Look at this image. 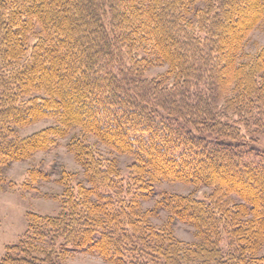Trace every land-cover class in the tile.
<instances>
[{
  "label": "trees",
  "instance_id": "16d2710c",
  "mask_svg": "<svg viewBox=\"0 0 264 264\" xmlns=\"http://www.w3.org/2000/svg\"><path fill=\"white\" fill-rule=\"evenodd\" d=\"M262 26L264 0H0V168L68 139L82 169L0 264H264V45L247 50Z\"/></svg>",
  "mask_w": 264,
  "mask_h": 264
},
{
  "label": "rangeland",
  "instance_id": "374dc122",
  "mask_svg": "<svg viewBox=\"0 0 264 264\" xmlns=\"http://www.w3.org/2000/svg\"><path fill=\"white\" fill-rule=\"evenodd\" d=\"M264 45V27H259L250 35V43L247 47L248 52H255ZM166 68H155L146 74L149 78L158 77L164 73ZM53 124L52 120H45L31 125L20 132L21 136H28L44 130ZM78 131V130H75ZM74 131V132H75ZM262 131V130H261ZM258 141V147L264 151V130L253 134ZM95 143L100 152L105 156H111L106 148L97 143L93 138L89 139ZM68 139L60 141V144L46 153H37L30 159L17 161L8 165L7 168H0V262L7 254L9 248L18 245L24 238L29 227L30 215H49L55 216L61 212V202L64 189L57 183L62 171L78 174L82 177V169L74 161V156L67 149ZM120 167L124 175H128L127 167L130 165L131 158L126 156L118 157ZM43 171L50 173V180L36 183V187L26 188L24 183L27 181L31 171ZM161 190L189 195L195 194L198 198H204L211 192L210 188H195L182 184H163ZM149 202L145 208L152 207ZM167 214L162 213L155 224H161L167 219ZM176 237L185 243L195 241V233L192 228L183 224H177L174 228ZM65 264H108L98 256L78 253L71 255Z\"/></svg>",
  "mask_w": 264,
  "mask_h": 264
}]
</instances>
